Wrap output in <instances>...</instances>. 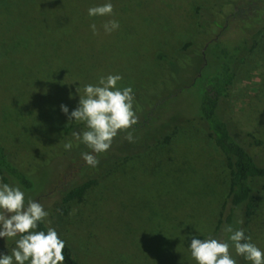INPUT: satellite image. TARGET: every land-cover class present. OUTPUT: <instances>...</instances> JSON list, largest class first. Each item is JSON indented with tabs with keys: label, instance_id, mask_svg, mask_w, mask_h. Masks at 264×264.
I'll return each instance as SVG.
<instances>
[{
	"label": "rangeland",
	"instance_id": "374dc122",
	"mask_svg": "<svg viewBox=\"0 0 264 264\" xmlns=\"http://www.w3.org/2000/svg\"><path fill=\"white\" fill-rule=\"evenodd\" d=\"M109 2L112 15L89 16L90 7ZM263 5L258 0H0V142L30 186L17 179L7 184L20 187L26 204L31 198L44 206L45 221L79 264H197L189 240L213 234L228 174L223 153L198 121L203 83L191 84L196 74L205 77L217 67L210 45L206 66L199 69L202 47L215 38L230 44L255 36L264 26ZM209 16L216 24L199 28V19L208 24ZM109 20L119 28L106 33ZM226 23L228 29L220 31ZM260 39V54L235 73L223 109L241 144L264 165V149L250 146L247 136L264 142ZM110 74L122 77L119 88L133 89L139 120L120 131L109 150L93 153L73 136L87 130L85 123L69 121L68 115L85 95V85ZM66 126L73 128L64 136ZM128 132L134 142L125 139ZM169 134V144L160 143ZM69 141L72 148L66 150ZM84 152L96 156V167L82 159ZM95 178L89 200L61 204L65 191ZM257 212L247 232L264 251V190ZM227 238L223 230L217 235ZM12 239L0 237V254L12 255ZM230 251L237 264H252L234 247Z\"/></svg>",
	"mask_w": 264,
	"mask_h": 264
},
{
	"label": "clouds",
	"instance_id": "9594fccd",
	"mask_svg": "<svg viewBox=\"0 0 264 264\" xmlns=\"http://www.w3.org/2000/svg\"><path fill=\"white\" fill-rule=\"evenodd\" d=\"M89 16H106L113 14L112 3L90 7ZM93 33L96 25L92 24ZM106 33L119 28V22L109 20L103 25ZM122 77L118 74L101 76L97 84L84 87V96H79L78 107L70 115L69 109L61 105V110L68 115L69 121H81L87 130L82 133L74 132L76 140L82 141L93 153L109 150L113 139L120 131H126L138 123L139 117L134 111L135 94L131 87L119 88L118 82ZM77 88V92H78ZM126 140L134 142L131 132ZM66 150L72 148V142L64 144ZM82 159L91 167L99 163L95 155L84 152ZM49 213L44 206L31 198L25 203V193L19 186L0 183V237L14 238L16 247L12 255L0 254V264H63V250L66 242L57 231L48 227L47 231H38V225L44 222ZM242 224L243 219L237 221ZM223 232L228 234L227 240L212 238H191L190 250L197 264H237L231 256L234 247L237 255L244 256L252 264H264V251L251 243V237L245 236L244 230L234 229L225 225Z\"/></svg>",
	"mask_w": 264,
	"mask_h": 264
},
{
	"label": "trees",
	"instance_id": "16d2710c",
	"mask_svg": "<svg viewBox=\"0 0 264 264\" xmlns=\"http://www.w3.org/2000/svg\"><path fill=\"white\" fill-rule=\"evenodd\" d=\"M258 1L264 3V0ZM261 9L264 10V5ZM209 18H207L209 20L208 24L207 20L204 21L200 18L198 22L199 28H204L203 24H216V20ZM227 27L228 24L226 23L220 31L225 32L228 29ZM258 38H261L260 42L264 44V26L249 40L243 38L238 42L230 44H225L223 40L216 38L208 41L205 44L206 46L202 47L201 54L199 53L202 59L199 69L203 70L206 66V53L210 45V49L215 51L214 58L217 60V67L213 73L205 77L196 74L191 84L193 86L198 80L203 83L198 121L201 122L209 139L223 153L224 171L228 174V191L221 203L220 212L214 224L213 234L210 235L212 238H217L218 233L223 230L225 225H231L234 229L242 228L245 236H248V227H252L260 216L257 212V201L258 194L264 190V165L258 163L248 149L241 144L239 138L233 133L232 127L227 122L223 109V104H227L228 102L230 85L234 80L235 73L242 65H246L260 54L258 53L260 48ZM191 45H193L191 42L185 44L182 50H186ZM72 128L73 126H66L64 136ZM247 136L252 140L250 146H259L264 149V142L262 140L254 138L251 134H247ZM171 138L172 136L169 134L160 143L169 144ZM15 160L0 142L1 182L8 183L10 179H17L21 185L29 187L30 183L27 181L26 176L14 165ZM96 181L97 178L90 179L71 187L63 193L61 204L66 205L72 201L83 202L85 199L89 200L90 198L87 197V194L92 186L96 184ZM63 213H67V209ZM241 218L243 219V223H237ZM48 227L52 226L44 221L39 223L37 230L46 232ZM210 236L195 237L207 239ZM19 238V236L14 237L10 242L16 241ZM60 238L64 240L62 237ZM191 238L189 240L190 243ZM87 250L85 249L86 253ZM63 254L65 256L63 264H79L73 249L67 242Z\"/></svg>",
	"mask_w": 264,
	"mask_h": 264
}]
</instances>
